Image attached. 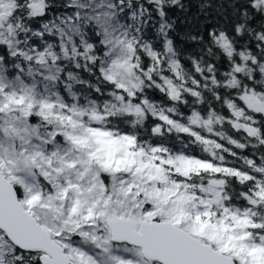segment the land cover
<instances>
[{
    "label": "snow or ice",
    "instance_id": "6c2138e0",
    "mask_svg": "<svg viewBox=\"0 0 264 264\" xmlns=\"http://www.w3.org/2000/svg\"><path fill=\"white\" fill-rule=\"evenodd\" d=\"M0 264H264V0H0Z\"/></svg>",
    "mask_w": 264,
    "mask_h": 264
},
{
    "label": "trees",
    "instance_id": "16d2710c",
    "mask_svg": "<svg viewBox=\"0 0 264 264\" xmlns=\"http://www.w3.org/2000/svg\"><path fill=\"white\" fill-rule=\"evenodd\" d=\"M196 9L195 7L193 6L191 8V11L187 14V19L190 20L191 16L193 13H195ZM176 19V22L178 24V32L182 33L185 29H187L188 27H190V24L189 23H182V21H185L186 20V16L184 13H181L179 11H177L175 13V17ZM201 20H203V17H201Z\"/></svg>",
    "mask_w": 264,
    "mask_h": 264
}]
</instances>
